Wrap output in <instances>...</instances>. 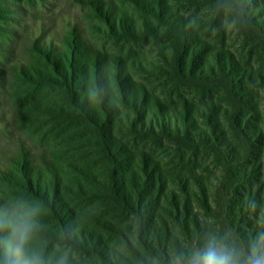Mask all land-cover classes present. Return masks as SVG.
Instances as JSON below:
<instances>
[{"label": "rangeland", "instance_id": "374dc122", "mask_svg": "<svg viewBox=\"0 0 264 264\" xmlns=\"http://www.w3.org/2000/svg\"><path fill=\"white\" fill-rule=\"evenodd\" d=\"M95 1L0 0V64L12 58H19L25 63L40 62L30 51L34 39L45 32L46 36H55L60 40L70 26L77 27L89 45L106 56L102 73L108 79L109 90L105 89L104 92L117 106V112H111L113 118L109 130L115 151L131 154L133 163L137 165L141 164L145 155L158 164L165 176L179 175L190 179L189 189L194 193L185 196L177 192L180 212L185 213L184 205H187L190 211L188 217L194 215L198 219L204 235L203 245L211 237H216L236 248V244L234 246L224 234L227 231L222 228V217H219L221 210L218 207L221 200L215 199L216 194H213L219 186L223 170L213 152L209 148H186L168 140L133 137L124 127L129 125L132 116L128 118L126 113L130 114V111L119 107L113 74L117 64H120L132 81L131 89L145 98L149 111L146 125L151 119L150 113L159 114L161 108L165 112L164 117L173 123L170 125L174 128V123L184 121L186 107H191L192 121L188 125H192V129L209 131L205 123L212 116L223 124L230 142H233V132L227 128L228 123L224 118L227 115L225 110L230 111L234 107L232 96L219 85L194 82L187 78L191 70L209 73V67H216L217 54L221 53L223 62L232 59V69L239 74L240 93L248 106L246 114L249 113L251 124L263 135L260 147L264 153V37L237 26L234 0H163L162 6L154 4L157 12L161 9L167 20L182 27L181 34L153 14L141 10L134 0H97L113 3L125 13L139 35L136 39L115 37L98 16L93 4ZM245 1L255 19L264 27V0ZM116 26L119 27V22H116ZM182 46L186 47L184 53L181 52ZM179 56L181 64L177 60ZM226 65L230 67L228 61ZM7 74L8 78L0 86V178L4 171L15 172L21 151H27L36 161L42 158L52 161L62 176L61 196L74 215L72 233L76 232L78 237L81 233L89 238H101V242L119 259L127 258L129 252L125 238L128 235L133 245L135 240L128 232L125 237L122 233L132 220L108 203L109 194L104 184H107L110 166L99 152L95 135L82 122H68L34 110V102L39 101L54 108L63 105L59 92L21 85L13 75L11 64L7 66ZM82 82L88 88L85 92L96 103L90 84L86 80ZM158 121L165 125L169 123L160 116ZM239 151L243 153L242 149ZM244 168L247 166H241L239 170ZM125 171V185L128 187L130 176L126 168ZM194 176L202 179L204 191L211 197V210L203 208L202 188L197 185ZM253 176L255 179L245 188V192L252 197L248 203L250 207L242 210L247 202L246 195L238 198L240 204L244 201L235 211L234 221L240 223L239 227H245V221L254 222L257 226L264 225V154L262 166L254 170ZM168 187L172 189L174 184L169 182ZM0 199L13 214L34 212L31 218L37 226L46 227L59 235L57 228L46 218V212L21 190L7 185L2 179ZM161 207L157 215L167 226L169 236L164 234L166 228L161 223V237L163 235L171 240L180 233L181 226L169 216L170 208L164 200ZM261 233L262 230L258 231L259 236ZM51 240L34 232L29 246L40 252L49 264H57L61 258H65L66 264H103L95 254L73 251L64 243ZM163 240L162 247H167L174 262L187 257L177 254L172 245ZM258 246H261L260 243ZM237 253L240 255V252ZM240 258L243 260L241 255Z\"/></svg>", "mask_w": 264, "mask_h": 264}, {"label": "trees", "instance_id": "16d2710c", "mask_svg": "<svg viewBox=\"0 0 264 264\" xmlns=\"http://www.w3.org/2000/svg\"><path fill=\"white\" fill-rule=\"evenodd\" d=\"M134 2L141 10L153 14L176 33H182V27L174 21L167 20L161 9L157 12V7L154 4L162 6L164 5L163 0H134ZM234 2L237 26L264 37V27L255 19L253 12L248 9L246 1L234 0ZM93 4L111 35L131 39L139 37L127 15L119 11L113 3H102L96 0ZM116 22H119V27L116 26ZM184 48L182 46L181 52L183 53ZM30 51L39 58L40 62L25 63L19 58H12L7 63L0 64V86L8 78L7 66L11 64L13 75L21 85L60 93L63 105L54 108L39 101L34 102V110L68 122H82L95 135L99 152L110 166L107 184H104L107 194H109L108 203L132 220L124 228L125 232H120H124L122 233L123 237L126 236V232L134 236L135 239L132 238L135 240V245L130 242L132 239L127 235L125 245L129 256L119 259L105 243L101 242V238H89L81 233H79L81 236L78 237L76 232L72 233V229H74L72 228V217L74 215L60 193L63 180L59 169L48 159L42 158L40 161H36L27 151H21L15 164V172L4 171L1 173L0 179L7 185L21 190L25 196L31 198L37 206L46 212V218L57 228L59 235L40 226H37L35 233L62 242L70 250L95 254V257L103 264H175L167 247H162L163 238L165 240L163 241L171 244L174 251L180 255L189 256L194 250L202 248L204 246L202 226L194 215L195 218L188 217L190 211L187 205H184L185 213L180 212L177 195V192H182L181 194L185 196L194 193L189 189L190 179L179 175L165 176L160 171L158 164L145 155L141 164L137 165L133 163L131 154L125 155L124 152L119 153L122 151H115L110 140L109 130L113 118L111 112H117V106L109 100L104 92L105 89L109 90L108 79L102 73L106 56L92 48L82 36V32L75 26H70L66 35L60 37V40H57L55 36H46L45 32L41 33L39 38L32 41ZM217 56L216 67L210 66L209 73L202 70H191L187 78L194 82H210L216 86L219 85L227 91L229 96H232L234 107L230 111L225 110L227 115L223 116L225 121L227 120V128L233 132L235 140L233 142H230L227 130L223 129V124L212 116H209L205 123L210 129L209 131L192 129V125H188L192 121L191 107H186L184 121L174 123V128L170 125L173 123L164 117L165 112L161 108H159L161 110H159V114L150 113L151 119L146 125L147 112H149L146 100L131 89L132 81L120 64L116 66L113 80L119 94V107L121 106L127 112L130 111L131 115L126 113L128 118L132 116L129 125L124 127L133 137L159 141L168 140L186 148H209L213 152L215 160L223 168L219 186L213 193L216 194L215 199L221 200L218 207L221 210L219 217H222V228L227 231L224 234H227L232 244L234 246L236 244L235 249L240 252L243 259H246L250 255L253 245L260 247L258 246L260 243L258 231L262 230L261 234L264 235V225L257 226L254 222L245 221V227H239L240 223H236L234 218L237 206L240 204L238 202L240 196L246 195L247 198L242 210L250 207L248 203L251 202L252 197L245 192V188L247 185H251L255 179L254 170L259 165L262 166V154L264 153L261 151L260 145L263 144V135L248 119L249 113L246 114L248 106L244 104L246 103L245 97L240 93L242 90L241 79L239 74L232 69V59L223 62L221 53ZM179 58L180 56L177 60L181 64L182 61ZM227 61L230 67H227ZM85 80L90 84L96 103H93L91 95L85 92L88 90L82 82ZM160 106L162 107L159 104ZM159 116L169 123L167 125L159 123ZM219 128L222 130H218ZM239 149H242L243 153H240ZM241 166H247V168L240 171L239 167ZM125 168L130 176L128 187L125 185ZM170 178L176 179L177 182ZM194 179L197 181V185L202 188L203 208L207 211L211 210V197L205 193L203 183H201L202 179L196 176ZM169 182L174 184L172 189L168 187ZM162 200L170 208V211L167 209L169 216L181 226L180 233L171 237V240L168 239L167 226L157 215V211L162 208ZM243 203L244 201L240 205ZM13 215L5 202L0 199V218ZM161 223L163 228H166L164 234L168 237H163V235L161 237V225H159ZM46 224L49 225V223ZM8 234V230H0V241ZM177 236L182 239L179 240ZM3 259L4 251L0 244V261Z\"/></svg>", "mask_w": 264, "mask_h": 264}, {"label": "clouds", "instance_id": "9594fccd", "mask_svg": "<svg viewBox=\"0 0 264 264\" xmlns=\"http://www.w3.org/2000/svg\"><path fill=\"white\" fill-rule=\"evenodd\" d=\"M34 215L32 212L0 218V230L9 232L0 241L4 251V259L0 264H49L40 252L29 246L37 228L31 218ZM259 240L261 246L253 245L250 255L242 260L235 248L211 237L204 247L194 250L187 257L178 258L175 264H264V235ZM57 264H66L65 258H61Z\"/></svg>", "mask_w": 264, "mask_h": 264}]
</instances>
